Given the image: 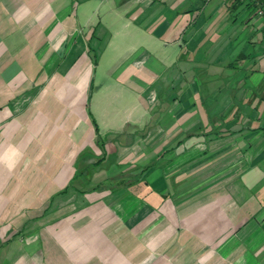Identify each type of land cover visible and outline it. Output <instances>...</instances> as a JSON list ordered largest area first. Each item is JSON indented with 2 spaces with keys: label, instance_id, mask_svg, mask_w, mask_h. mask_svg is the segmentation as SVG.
<instances>
[{
  "label": "crops",
  "instance_id": "obj_1",
  "mask_svg": "<svg viewBox=\"0 0 264 264\" xmlns=\"http://www.w3.org/2000/svg\"><path fill=\"white\" fill-rule=\"evenodd\" d=\"M194 4L0 0V264H264V55Z\"/></svg>",
  "mask_w": 264,
  "mask_h": 264
},
{
  "label": "rangeland",
  "instance_id": "obj_2",
  "mask_svg": "<svg viewBox=\"0 0 264 264\" xmlns=\"http://www.w3.org/2000/svg\"><path fill=\"white\" fill-rule=\"evenodd\" d=\"M193 6V10L196 11L197 15L200 19L197 22V26L193 27L199 30L215 31L213 39L223 40L228 34H233L234 31L239 33L240 39L243 43L245 41L250 45L248 47V51L246 55H236L234 57V63L238 66V64H242V62L247 61V63L253 62L254 59L258 60V56L264 55V0H195L194 5L187 6L183 13L189 12L190 7ZM189 9V10H188ZM262 11V12H261ZM199 12V13H198ZM106 15V14H105ZM187 23L188 27H191L190 21ZM115 29V28H114ZM236 34V33H235ZM261 37V40H258V37ZM211 38V39H212ZM239 38V37H237ZM258 38V39H257ZM210 39V40H211ZM226 39V38H225ZM256 39V40H255ZM212 41V40H211ZM261 43L262 48L258 53L254 46ZM105 49V48H103ZM97 52V51H96ZM93 55V54H92ZM231 55V53H230ZM228 54V56H230ZM94 56V55H93ZM118 56L111 52H105L101 61L100 67L96 69L94 73V79L91 84L90 94L93 97L97 98L96 91L97 87L101 82L107 83V75L106 73L111 70L117 61ZM230 59H226L225 63H227ZM250 61V62H248ZM222 70V69H220ZM228 72V70H223ZM247 71H254L247 69ZM262 71V70H261ZM264 77V71L261 72ZM251 76V74H250ZM254 84V83H253ZM249 80L245 82L242 86H231L229 89V93L234 96L236 94V100H232V108L231 113L233 115L237 114V110L239 108V102L246 100V102L251 101V98L254 97L255 94V86ZM210 88L208 94L223 92V86L219 85L217 82L215 84H205ZM207 94V93H204ZM207 104L211 109L221 110V103L219 101H207ZM249 104V103H248ZM155 108V107H154ZM217 117L214 119L215 121L220 122L221 114L218 113ZM220 119H219V118ZM253 120V117L249 116V119L245 122L246 124L250 123ZM218 135V134H217ZM80 188H90V184H82L80 183Z\"/></svg>",
  "mask_w": 264,
  "mask_h": 264
},
{
  "label": "trees",
  "instance_id": "obj_3",
  "mask_svg": "<svg viewBox=\"0 0 264 264\" xmlns=\"http://www.w3.org/2000/svg\"><path fill=\"white\" fill-rule=\"evenodd\" d=\"M89 114H90V116L92 118V121L94 123L96 133H97V135L99 137L100 134H99L98 123H97L96 119L94 118V116L90 112H89ZM98 142H100V141L98 140ZM100 145H101V143H100ZM83 154L85 155L86 152L84 151V153H82V155ZM99 165H100V162H98V161L91 162L90 164L86 165L85 168L81 167V165L78 164L76 175L72 178V180L70 182V186L76 187V188H80V186H81L80 183L85 184V185L89 184L90 181H91V176H87L88 173L85 174V172L87 170H90V172H92V170H94V168L98 167Z\"/></svg>",
  "mask_w": 264,
  "mask_h": 264
},
{
  "label": "built area",
  "instance_id": "obj_4",
  "mask_svg": "<svg viewBox=\"0 0 264 264\" xmlns=\"http://www.w3.org/2000/svg\"><path fill=\"white\" fill-rule=\"evenodd\" d=\"M262 12V11H261Z\"/></svg>",
  "mask_w": 264,
  "mask_h": 264
}]
</instances>
